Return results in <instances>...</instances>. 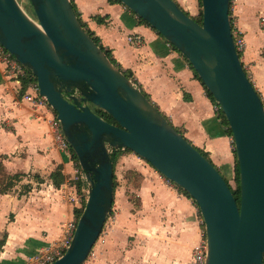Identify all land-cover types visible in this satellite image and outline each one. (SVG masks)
<instances>
[{
    "label": "water",
    "instance_id": "95a60500",
    "mask_svg": "<svg viewBox=\"0 0 264 264\" xmlns=\"http://www.w3.org/2000/svg\"><path fill=\"white\" fill-rule=\"evenodd\" d=\"M188 60L232 131L241 202L226 178L88 33L72 0H0V43L37 78L89 182L70 247L50 264H84L115 200L112 149H130L197 203L206 264H264V102L236 49L231 0H202V23L176 0H120ZM100 108L111 123L93 109Z\"/></svg>",
    "mask_w": 264,
    "mask_h": 264
},
{
    "label": "crops",
    "instance_id": "0c3cea01",
    "mask_svg": "<svg viewBox=\"0 0 264 264\" xmlns=\"http://www.w3.org/2000/svg\"><path fill=\"white\" fill-rule=\"evenodd\" d=\"M73 1L87 28L176 129L207 152L215 166L236 160L216 103L187 59L163 35L124 4ZM176 1L190 15L196 10V0ZM230 16L246 42L242 62L264 102V0H234ZM135 35L142 36L141 46L130 41ZM20 87L0 66V161L13 174L32 176L24 191L16 186L0 193V238L7 235L0 264H28L65 238L64 225L82 208L77 185L71 182L77 166L71 152L57 146L50 127L53 114L23 101L25 87ZM133 169L142 175L136 189L139 208L135 211L132 203L122 201L121 211L111 223L107 220L99 248L85 264H191L204 240L197 203L160 172ZM57 170L64 177L58 186L51 177Z\"/></svg>",
    "mask_w": 264,
    "mask_h": 264
},
{
    "label": "built area",
    "instance_id": "2783aa9c",
    "mask_svg": "<svg viewBox=\"0 0 264 264\" xmlns=\"http://www.w3.org/2000/svg\"><path fill=\"white\" fill-rule=\"evenodd\" d=\"M234 0H231V3ZM137 17H139L137 15ZM232 23V34L234 37L236 49L240 55L242 60L243 54L246 50V42L242 35V32L238 26H236L234 18L231 17ZM130 41L134 42L136 45L141 46L143 44V38L140 35H135L130 37ZM168 45L173 47V45L168 41ZM243 63V62H242ZM244 65V63H243ZM0 66L3 67V73L7 77L15 80L19 85H21V89L25 87V92L23 94V101L29 102L35 110H41L44 112H49L53 114L50 119V127L53 131L54 139L56 140L57 146L66 152H71V145L67 141L60 119H58L56 113L53 108L49 104L46 97L42 96L40 93V87L37 81V78L34 79L31 76V70L27 68L24 64H22L10 51H8L1 43H0ZM246 69V66L244 65ZM35 77V76H34ZM26 81V83H25ZM136 84V83H135ZM220 106H217L219 110ZM77 172V171H76ZM86 179V176H84ZM169 183H174L173 181L166 178ZM89 193V191L87 192ZM88 198V194L85 198V201ZM79 203H83L84 200L77 197ZM83 206V204L81 205ZM79 217L77 216L72 220L68 221L64 225V233L65 238L58 243L51 244L49 247L41 250L37 253L33 258L30 259L28 264H50L60 257H62L68 248L71 245L73 240ZM206 235L204 234V237ZM208 245L207 241L203 240V242L194 250L193 259L191 264H206Z\"/></svg>",
    "mask_w": 264,
    "mask_h": 264
},
{
    "label": "rangeland",
    "instance_id": "374dc122",
    "mask_svg": "<svg viewBox=\"0 0 264 264\" xmlns=\"http://www.w3.org/2000/svg\"><path fill=\"white\" fill-rule=\"evenodd\" d=\"M17 1L25 12H28V14L35 17L33 7L31 5L30 0H17ZM190 16H192L195 20H198V21H201L203 19V5H202L201 0H196V10L194 12H192V15H190ZM95 109H98V108H95ZM232 144H233L232 148L234 149V143H232ZM114 150L115 149H112V152ZM71 155H73V153H71ZM74 160H75V163L77 166V172H76L77 177L74 179V181H71V182H75V184L77 185L75 187H76V190L78 191L79 198L84 200V202L82 203L83 204L82 208H84L85 203H86L85 198L88 194L87 192L89 191L90 186H89V182L87 181V179L84 178L85 172L82 169L78 158L74 159ZM0 162L2 164H4L3 160ZM4 166H5V164H4ZM235 166H236V161H234V159L230 163H226V164L218 166L219 170L222 172L224 177L228 180L229 185L234 190H236L238 188V180L236 177ZM137 167H145V168H149L151 170H156L146 159L139 156L138 154H136L132 150L121 149V150L117 151L116 162H115V184H116L115 193H116V195H115V200H114V204H113V209L111 210V212L108 216V219H107L108 222L111 223V221L116 219L117 215L121 211L122 201L123 202L127 201V202L132 203L135 211L139 208L140 199L136 193V189H138V187L140 186V183L142 181V175L138 172V170L133 169V168H137ZM5 168H6V166H5ZM6 171H8L9 174H11V175L16 174V173L13 174L8 167H7ZM0 175H2V174H0ZM26 177L27 178H22L24 183H18L17 184V186H19L22 189V191H24L23 185L26 184L27 179H31L32 176L28 177V175H26ZM81 214H82V212L80 213V215ZM202 222H203L204 234L206 235V228H205V223H204L203 217H202ZM106 230H108V227L106 228ZM104 232H105V228H104L102 234ZM102 234H101V236H102ZM101 236L98 239V241L96 242L94 249L91 252V254L87 260H89L90 257H93L95 250H98L99 245H100L99 240L101 239ZM204 240L207 241L206 236L204 237Z\"/></svg>",
    "mask_w": 264,
    "mask_h": 264
},
{
    "label": "trees",
    "instance_id": "16d2710c",
    "mask_svg": "<svg viewBox=\"0 0 264 264\" xmlns=\"http://www.w3.org/2000/svg\"><path fill=\"white\" fill-rule=\"evenodd\" d=\"M109 1H111V2H113V3H120V4H123L120 0H109ZM201 2H202V0H201ZM72 4H73V7H74V9H75V11H76V13H77V15L79 16V18H80V20H81V22H82V25L86 28V30L88 31V33L94 38V40L97 42V44H99L100 46H101V48L106 52V54L108 55V57L110 58V60L112 61V63H114L118 68H120V70H122V68L120 67V65H119V63L116 61V59L114 58V56H113V54H112V51L110 50V49H108V48H106L102 43H101V39L99 38V37H97L90 29H88L87 28V24L82 20V18H81V14H80V12L78 11V9H77V6H76V4L74 3V1L72 0ZM188 13V12H187ZM189 14V13H188ZM190 15V14H189ZM139 19H140V21H142V22H144V23H147L148 24V22H146L144 19H142L141 17H138ZM203 20V19H202ZM202 20L201 21H198V22H200V23H202ZM174 47V46H173ZM175 48V47H174ZM176 49V48H175ZM177 50V49H176ZM177 51H179V50H177ZM188 61V60H187ZM190 64V63H189ZM191 65V64H190ZM191 68L193 69V67L191 66ZM194 70V69H193ZM124 71V70H123ZM195 71V70H194ZM124 73H125V75L128 77V78H130V79H132L133 80V75H132V73L130 72V71H127V70H125L124 71ZM31 74V76H32V78H34V79H36V77H34V75H33V73L31 72L30 73ZM196 75H197V73H196ZM198 76V75H197ZM198 78H199V76H198ZM200 79V78H199ZM201 80V79H200ZM135 83H136V81L135 80H133ZM25 83H26V81H25ZM203 83V82H202ZM142 90V89H141ZM207 90V89H206ZM145 94H146V96L148 97V98H150L149 97V95L144 91V90H142ZM207 93H208V95H209V97H210V99L213 101V102H215L216 103V105L217 106H219V104L216 102V100L213 98V96L209 93V91L207 90ZM95 111H96V113H98L100 116H102L104 119H106L107 121H109V122H111V123H115L116 124V121L108 114V113H106L105 111H103L102 109H100V108H98V109H95ZM219 111H220V119H221V121L223 122V124L227 127V135L228 136H230V137H232L233 136V134H232V131H231V129H230V127H229V123H228V121H227V119H226V117H225V115H224V113H223V111H222V109L221 108H219ZM178 130V129H177ZM179 131V130H178ZM179 132H181V131H179ZM127 149V148H126ZM118 150H121V149H115L113 152H112V160H113V164H114V169H115V162H116V155H117V151ZM128 150H130V149H128ZM198 150H200V152L205 156V157H207L210 161H211V159L209 158V154L207 153V152H205L204 150H202V149H200V148H198ZM71 151H72V153H73V158L74 159H77V156H76V154H75V152H74V150L71 148ZM234 152V154H235V161H236V166H235V171H236V177H237V180H238V188L236 189V190H234V189H232V187H231V189H232V191L234 192V194H235V197H236V199H237V201H238V203L240 204V202H241V186H240V171H239V165H238V161H237V155H236V152H235V150L233 151ZM0 174H2V175H0V193L1 194H6V193H9L12 189H14V187H16L17 186V184L22 180V176H24V174H21V173H16V174H14V175H11V174H9V173H7V171H6V168H5V166H4V164H2L1 162H0ZM51 177H52V179H53V181H54V184L55 185H60L61 183H62V181L64 180V177H63V174H62V171H60V170H57L56 172H54L52 175H51ZM114 180H115V175H114ZM227 180V179H226ZM115 182V181H114ZM227 182H228V180H227ZM115 186H116V184H115ZM187 193V192H186ZM188 194V193H187ZM189 195V194H188ZM190 196V195H189ZM191 197V196H190ZM81 212H83V208H81V210H79V211H77V216H79L80 215V213ZM6 241H7V235H5L3 238H0V252L3 250V248H4V246H5V244H6Z\"/></svg>",
    "mask_w": 264,
    "mask_h": 264
},
{
    "label": "flooded vegetation",
    "instance_id": "af4514ba",
    "mask_svg": "<svg viewBox=\"0 0 264 264\" xmlns=\"http://www.w3.org/2000/svg\"><path fill=\"white\" fill-rule=\"evenodd\" d=\"M93 109L95 110V107H93Z\"/></svg>",
    "mask_w": 264,
    "mask_h": 264
}]
</instances>
